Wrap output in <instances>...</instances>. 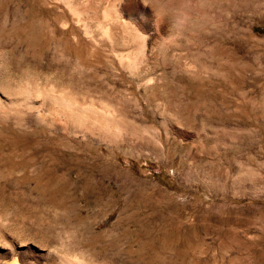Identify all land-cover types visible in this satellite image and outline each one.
<instances>
[{
	"label": "rangeland",
	"instance_id": "rangeland-1",
	"mask_svg": "<svg viewBox=\"0 0 264 264\" xmlns=\"http://www.w3.org/2000/svg\"><path fill=\"white\" fill-rule=\"evenodd\" d=\"M254 27L264 0H0V264H264ZM28 87L139 136L67 130Z\"/></svg>",
	"mask_w": 264,
	"mask_h": 264
},
{
	"label": "bare ground",
	"instance_id": "bare-ground-1",
	"mask_svg": "<svg viewBox=\"0 0 264 264\" xmlns=\"http://www.w3.org/2000/svg\"><path fill=\"white\" fill-rule=\"evenodd\" d=\"M124 56L128 57L129 54L123 53L122 55H120L121 62L123 61ZM129 58L131 57L129 56ZM136 58H134L133 60H135ZM136 61L137 60L135 61L130 60L128 62L129 64L127 67L130 68L131 71H133V75L138 74L137 76H140V73L136 72V70L138 69V66H137L138 63L135 64ZM24 94H23L24 97L21 100H19L17 103L18 105L21 106L19 108L33 110V109L38 108L37 104L39 103L38 105L41 108L46 109L51 115H53V117L54 115H56L57 117L61 116L60 118L64 121L63 126H65V129L67 128V130L70 129V130L76 131L77 133L83 132V131L87 132L89 134H92L95 137H98L99 139L105 142H108L110 145L122 143L126 135L127 136L131 135L134 138L139 136L140 132H138L135 128H133V126L129 124V122L125 121L122 118L123 116L122 117L118 116L116 111L110 109L109 107L102 108L103 106L97 105L99 108L100 107L102 108V112L97 113L96 112L97 108L95 107V105L93 106V108L95 107L96 111L91 107V105L90 106L87 105L88 107H86L85 105L86 102L83 101L84 99L82 101L84 102L83 105H85L84 107L86 108H82L83 106L80 105L82 103H79L80 100L78 98L76 100H79V102L72 100L73 96L70 97V94L68 93L63 92L61 94L59 93L57 94L55 91L47 92L45 90H40L35 87H31V88L28 87ZM87 102H88V99H87ZM91 102L95 103L93 100ZM0 104H1V100H0ZM82 170L81 169L78 171L71 170L72 177H75V174L80 175ZM84 175H86L85 176L86 183H88L89 180H91L90 177L94 176V175L88 176L87 174H84ZM63 264H91V263L86 261L85 259L84 260H80V259L67 260L66 259L64 260Z\"/></svg>",
	"mask_w": 264,
	"mask_h": 264
},
{
	"label": "clouds",
	"instance_id": "clouds-1",
	"mask_svg": "<svg viewBox=\"0 0 264 264\" xmlns=\"http://www.w3.org/2000/svg\"><path fill=\"white\" fill-rule=\"evenodd\" d=\"M156 2H158V0H156ZM166 2L170 4V3H172V0H166ZM160 18H161L162 20L167 19V11H166V10H164V14L161 15ZM174 23H179V21H174Z\"/></svg>",
	"mask_w": 264,
	"mask_h": 264
},
{
	"label": "trees",
	"instance_id": "trees-1",
	"mask_svg": "<svg viewBox=\"0 0 264 264\" xmlns=\"http://www.w3.org/2000/svg\"><path fill=\"white\" fill-rule=\"evenodd\" d=\"M254 30L256 32H263L264 31V28L263 27H254Z\"/></svg>",
	"mask_w": 264,
	"mask_h": 264
}]
</instances>
